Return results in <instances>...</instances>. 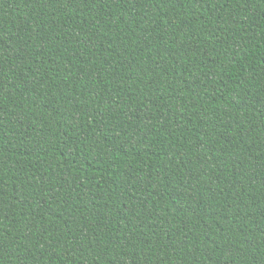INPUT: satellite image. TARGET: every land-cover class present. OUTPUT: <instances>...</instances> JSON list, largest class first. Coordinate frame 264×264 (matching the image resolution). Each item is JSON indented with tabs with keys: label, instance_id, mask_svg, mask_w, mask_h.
<instances>
[{
	"label": "trees",
	"instance_id": "1",
	"mask_svg": "<svg viewBox=\"0 0 264 264\" xmlns=\"http://www.w3.org/2000/svg\"><path fill=\"white\" fill-rule=\"evenodd\" d=\"M0 264H264V0H0Z\"/></svg>",
	"mask_w": 264,
	"mask_h": 264
}]
</instances>
